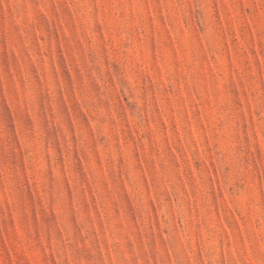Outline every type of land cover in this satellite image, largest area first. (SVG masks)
I'll return each mask as SVG.
<instances>
[{
  "label": "rangeland",
  "instance_id": "1",
  "mask_svg": "<svg viewBox=\"0 0 264 264\" xmlns=\"http://www.w3.org/2000/svg\"><path fill=\"white\" fill-rule=\"evenodd\" d=\"M0 264H264V0H0Z\"/></svg>",
  "mask_w": 264,
  "mask_h": 264
}]
</instances>
